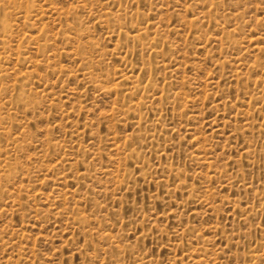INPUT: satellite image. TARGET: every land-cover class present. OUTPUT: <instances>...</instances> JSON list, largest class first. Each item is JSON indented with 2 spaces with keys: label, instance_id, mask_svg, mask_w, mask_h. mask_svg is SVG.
Here are the masks:
<instances>
[{
  "label": "rangeland",
  "instance_id": "obj_1",
  "mask_svg": "<svg viewBox=\"0 0 264 264\" xmlns=\"http://www.w3.org/2000/svg\"><path fill=\"white\" fill-rule=\"evenodd\" d=\"M0 264H264V0H0Z\"/></svg>",
  "mask_w": 264,
  "mask_h": 264
}]
</instances>
